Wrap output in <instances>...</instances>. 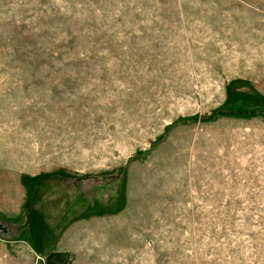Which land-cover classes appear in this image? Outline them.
<instances>
[{
	"label": "rangeland",
	"instance_id": "rangeland-1",
	"mask_svg": "<svg viewBox=\"0 0 264 264\" xmlns=\"http://www.w3.org/2000/svg\"><path fill=\"white\" fill-rule=\"evenodd\" d=\"M1 210L0 264H264V0H0Z\"/></svg>",
	"mask_w": 264,
	"mask_h": 264
},
{
	"label": "trees",
	"instance_id": "trees-1",
	"mask_svg": "<svg viewBox=\"0 0 264 264\" xmlns=\"http://www.w3.org/2000/svg\"><path fill=\"white\" fill-rule=\"evenodd\" d=\"M253 114V112L249 113ZM226 113L220 112L218 116H226ZM245 115H248L245 113ZM45 264H72V256L67 252H51L45 260Z\"/></svg>",
	"mask_w": 264,
	"mask_h": 264
},
{
	"label": "crops",
	"instance_id": "crops-1",
	"mask_svg": "<svg viewBox=\"0 0 264 264\" xmlns=\"http://www.w3.org/2000/svg\"><path fill=\"white\" fill-rule=\"evenodd\" d=\"M1 211H2V210H1ZM1 211H0V216L7 218V217L4 215L5 211H2V212H1ZM20 212H22V211L20 210L19 212L15 213V214L20 215V214H21ZM22 215H23V214H22ZM23 217H24V215H23ZM23 217L21 216V217L18 218V217L16 216V217L13 218V220H16V222H18V221H23ZM15 218H16V219H15ZM25 222H26V221H25ZM26 223H27V222H26ZM23 225H24V224H23ZM5 229L7 230V228H5ZM7 231H8V230H7ZM30 231H31V230H30ZM66 233H67V232H66ZM66 233L64 234V236L66 235ZM24 240H25V239H24ZM29 243H30L29 241H26V242H25V241L22 240V243H19V244L27 245V246L30 247V244H29ZM0 247H1V246H0ZM30 248H31V247H30ZM4 249H5V248H4ZM0 250H1V249H0ZM4 254L7 255V251L4 252V253L0 251V259L2 258V256H3Z\"/></svg>",
	"mask_w": 264,
	"mask_h": 264
},
{
	"label": "water",
	"instance_id": "water-1",
	"mask_svg": "<svg viewBox=\"0 0 264 264\" xmlns=\"http://www.w3.org/2000/svg\"><path fill=\"white\" fill-rule=\"evenodd\" d=\"M0 229L6 232V229L1 225Z\"/></svg>",
	"mask_w": 264,
	"mask_h": 264
},
{
	"label": "flooded vegetation",
	"instance_id": "flooded-vegetation-1",
	"mask_svg": "<svg viewBox=\"0 0 264 264\" xmlns=\"http://www.w3.org/2000/svg\"><path fill=\"white\" fill-rule=\"evenodd\" d=\"M1 226V225H0ZM1 230V229H0ZM6 232H7V230H6Z\"/></svg>",
	"mask_w": 264,
	"mask_h": 264
}]
</instances>
